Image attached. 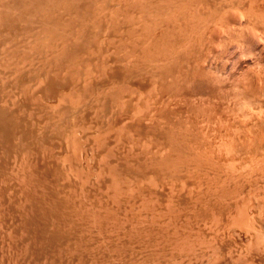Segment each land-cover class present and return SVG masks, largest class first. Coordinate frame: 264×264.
I'll list each match as a JSON object with an SVG mask.
<instances>
[{"label":"rangeland","instance_id":"obj_1","mask_svg":"<svg viewBox=\"0 0 264 264\" xmlns=\"http://www.w3.org/2000/svg\"><path fill=\"white\" fill-rule=\"evenodd\" d=\"M50 10L0 27V264H264V0Z\"/></svg>","mask_w":264,"mask_h":264},{"label":"bare ground","instance_id":"obj_2","mask_svg":"<svg viewBox=\"0 0 264 264\" xmlns=\"http://www.w3.org/2000/svg\"><path fill=\"white\" fill-rule=\"evenodd\" d=\"M2 1L3 0H0V27L5 28V29H9V27H10V29H11V26L16 24V22L22 21L23 19H26V18L28 19V17H31V15L33 16L34 13L40 14L41 11L42 12H44V11L50 12L51 11L50 9L53 7L54 3H57L59 0H55V1L54 0H9V1L5 0L6 2L5 1L2 2ZM6 32H9V31L7 30ZM0 107L3 108V109H0V137H2V138L5 137V141H7V139L11 138L10 136H8V134L10 135V133H11L13 136L14 133L11 132V131H13L12 129L16 125L18 127H20V125H18L17 122H21V121H19V120L16 121V125H15V118H14L15 116H11L14 113L10 112L12 114H10V113L7 114L6 110L8 108L5 107L6 108V110H5L3 105H1ZM11 117L14 119H12ZM21 127H23V126H21ZM24 135H26V134H24ZM28 135H26V136H28ZM0 141L2 142L3 139H1ZM9 141H12V140H9ZM0 144H2V143H0ZM3 145H4V143H3ZM7 148H6V150H7ZM11 148H12V145H11ZM9 151H11V150H9Z\"/></svg>","mask_w":264,"mask_h":264}]
</instances>
